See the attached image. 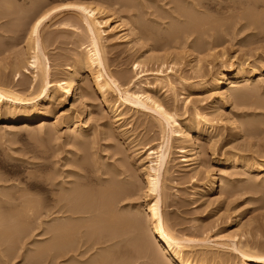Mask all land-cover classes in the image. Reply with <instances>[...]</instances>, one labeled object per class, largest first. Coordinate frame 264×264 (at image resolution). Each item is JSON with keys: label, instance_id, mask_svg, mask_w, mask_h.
<instances>
[{"label": "bare ground", "instance_id": "6f19581e", "mask_svg": "<svg viewBox=\"0 0 264 264\" xmlns=\"http://www.w3.org/2000/svg\"><path fill=\"white\" fill-rule=\"evenodd\" d=\"M133 1L116 0L117 4L123 6L124 8L126 7V9H124V11L121 12L122 14L117 13L118 15H116L115 13L116 11L114 10L115 8L114 9L111 8L110 4L108 5L104 3V1L98 4L95 2V0H90L91 3H89V1L86 2L85 0H67V1L62 0V3L55 5V7L53 6L48 8L45 5L44 8L42 7L43 9L41 8L38 11L34 10L36 12H32L33 14L28 13L31 14L29 16L32 17L30 18V20H27L28 23H26L27 26L25 27L24 37L20 35L22 38L19 37L18 33L15 35L13 34L14 32L16 33V31H18L17 28L16 30L15 28L13 30L8 28H7L8 30L0 29V36L2 37L6 35L9 36V34L11 35L13 34V37L11 35L8 37V38H12L13 41L0 40V54L5 52L7 53V54L5 53L6 56H3L2 60L0 61V62L3 61V64L1 65L2 68H0V142L3 139L4 141L8 140V137L6 138L7 133L8 134L12 133V135L16 137L25 132H31V133L33 132L36 134V137H39L43 141H49L52 137L55 138V136H57V132H59L58 124H57V122L59 121L58 116L60 114L63 115L65 113L64 108L67 106V104H70L73 107L74 104L77 103L76 107L73 109L75 114L74 116L69 118L70 120L68 121L69 123L68 129L70 130V132H67V134L71 135L73 139V141L70 142L69 140V142L73 145L74 151L72 155L76 157V160L75 159L71 160L72 169L70 167V170L66 172H59L57 176H55L57 173L55 175L54 174L50 175V173H48V175L45 174L46 177L45 176L42 177L44 183H46L47 185L49 184V189L46 187V189H48L46 191L47 192L50 191L48 193H51L52 195L50 196L48 203H46L43 206V204L40 203V200L35 198L36 196L34 197V194H30L33 195V197L29 195L30 191H28L27 193V191L23 192L24 191L23 190L22 193L20 194L18 190V194L15 196L7 194V191L1 192L2 195H0V208L2 207H7V208H5L6 210L4 209L5 211L0 210L1 211L0 226L1 223H3V220L9 221V225L7 221H5L7 223V228H5L6 226L5 224H2L5 230L1 229L2 231H0V246L5 245V247L2 246L3 249L0 248V255L4 257L5 258L4 260H6L7 262L12 257H15L13 256L15 250L17 251L18 248L21 247V246L18 247L19 246V244H17L18 239L16 240V238L21 237L20 236L21 234L22 236L25 234L29 235V233L33 231V226H32L33 224H31L33 222L31 221H37V220L41 221L40 218L41 215H43L45 219L50 218V220L54 221L53 222L54 224L52 223L51 225L50 224L51 221H49L50 223L46 221L47 225L49 223L51 227H48L49 225L47 226L45 224L47 228L42 227V229H40L43 231V233L46 234L50 233L48 234L50 238L48 239L47 242L43 243V245L40 244L39 246L36 245L37 248L36 246L34 247V253L32 251L33 254L29 257L31 263L34 261V264L35 263L37 264L39 261L41 262L42 260L43 262L44 260L46 261L51 260V262H53L57 258L61 257L64 258V261L66 262V263L63 262L64 264H134L135 261L132 260L122 261L125 260L124 258L122 260L120 259L122 261V262L120 261V263L115 262V260H112L113 258L111 259V256H113L114 254L111 255L110 254L111 250L109 251V249L107 250L108 252L106 253L103 252V254L99 252L100 254H96L97 256L94 258L93 257L90 258L92 255L90 257L88 256L89 258L88 257L85 259L82 258L83 256H85V253L89 252V250L94 248L92 246L94 243L97 245L98 242L100 248L102 244L103 248L101 249H105L107 247L108 248L113 247L112 246L114 244L113 239H117V238L119 239V237L121 238V236L125 237L123 236V232L124 231L126 232L128 227H130L131 225H132L131 226L132 229L133 223H135L134 214L128 213L129 211L128 212L126 211L124 213L123 209H122L123 212H121V210L118 209V205H120L123 201L126 200L128 201L130 198H132L130 197L132 191L124 186L126 184L122 185L123 182L122 180H120V178L118 179V177L121 176L122 178L124 175L125 178H127L126 175L128 172L129 165H126L124 161L121 162L119 160L120 158L116 159L118 160V162L114 161L117 164L106 163L107 165L104 166V161H103L102 164L103 166L100 165L101 163H98L97 161L99 159L98 158L99 154L95 153L97 152V150L96 151L93 150L95 151L94 153L91 152V149H93L94 144L96 142L95 137L93 135L94 137L93 138L91 136L92 134L88 132L87 125L84 124L86 122L84 123L80 122L81 117L83 118L82 114L87 109V105H89L86 99L93 100L94 99L92 97L93 94H96L99 101L102 103V105H104V109H105L104 112L106 111L107 113L115 115L114 117L117 121L121 120L122 114L120 115V113H116L117 108H114V105L111 104L113 100L111 99L110 97L111 95L109 94L111 92L117 91L119 93L118 94L119 97L117 98L119 101H121V103L129 102L130 104L135 106L134 108H136L137 111L139 110L138 107H143L144 109L148 108L152 110L156 114V120L158 121V125L160 126L162 133L161 139L157 143L155 151L150 149L144 161L142 159L139 160L141 157L137 159L139 171L142 172L140 173L142 174L141 175L142 182L144 184V196L142 199L144 200L143 205H144V211H146L145 215H147L146 218L144 219L145 221L144 223L145 226L148 227L147 228L149 230L148 233H150L149 236L152 237V239L155 242V244L153 243V246L156 245V248H153L156 249L154 250V252L155 251L156 253H158L157 251L160 252L158 254H154V255L152 254L153 256L150 255L149 258H147L150 260L149 261L150 264H213V262H216L215 264H227L226 262L220 261L215 257L206 256L203 252L200 253V256L198 254H193V252L196 251L198 248L201 249V248L209 247L210 245L215 246L217 248L224 246L227 247L226 248L227 250L228 248H232L237 253L238 257L241 258L242 264H264L263 245L262 248L260 245V249L259 247L255 249L250 243L248 244L247 242H241L239 240H236L235 238L232 237V235H224L222 237H216L217 234L216 235L214 234L209 238H203L199 240L194 238H188L183 235L175 234L171 229V227H169L165 222L166 216L163 214L161 210L162 208H160V203L164 202L167 197L165 193L164 180H165V175H167L169 172V167H168V163L170 162L169 149L174 148L177 152L179 153L181 152L180 161L183 162V165L187 167L190 165L196 167V165L199 163V159H201L200 158L201 151L202 150L205 151V149H202L203 147L201 148L202 146L201 143L203 142L204 146L205 145L207 146L206 150L210 152L209 154H214L216 152L215 145L218 141L216 142L217 139L215 140V138L213 137V134L211 132L213 126L211 122H209V119H205L204 117H202V115L199 113L200 111L198 112L197 109H194V111L190 114V111H188L187 108L188 99L187 100L185 99L183 103L184 111L183 113H181L182 115L178 114L174 105H169L166 102L158 101L156 96H154L153 94L147 92L144 93L139 89H138L139 91L138 90L131 91L134 89L133 87L136 85V83H134L133 81L130 84L128 83L126 88H123V90H121L122 88L119 85L120 81L118 82L119 83L118 84L116 81L117 79H114V77L112 76L113 73L111 74V72L110 71L108 72V70L106 69L107 65L104 56V54H106L104 52L105 39L108 38L110 34L113 35L115 34L114 37H116V39H127L130 35L133 34L135 30L137 29L144 30L146 28V27L144 28V24L146 22H143L144 21L143 19H146L144 16H146L147 14L144 15V13H142L144 11L143 10L144 8L142 7L143 9H141V6L139 5L135 6L136 5V4L134 5L135 1L134 2ZM185 1L180 0L179 1L180 3L176 2V4L174 5L175 11L177 12L176 15L178 16L176 18L177 19L183 18V20L181 21L180 19L176 23L174 19H173L174 22L171 21L175 24L172 23L173 26L169 27L170 29L167 27V30L169 29L168 34L166 36L162 35L163 37H161L165 41L164 42L161 39L164 42V45L168 44V46L169 45L172 46L173 43L175 44L178 43L176 42V40L178 39L180 40L181 38L185 37V35L190 36L191 34L195 33L197 38L204 39V41L209 44L207 49L208 51L207 55L212 56L214 59L218 61V64L216 66L208 67V70L205 72L204 75H202L199 82L197 83L196 88H198L199 91L200 89L204 91L206 90V92H208L207 97L211 99L210 102L212 103H217L219 101L224 104V103H229V101L232 100V103L234 102V103L243 104L249 102L247 104L252 105L253 102L254 107L256 106V108L258 109L260 108L261 110H264V95H263L264 91L261 90V88L264 89V86L261 85L262 84L261 82H264V80L262 79L264 78V73L261 72L259 76H257L256 79H254V83H255L254 89L251 90L247 89L249 86L247 87L246 85L247 84L250 85L251 81H253V78L255 76L253 77V74L250 71H248L246 68H244L243 65L239 63V61L234 59V57L233 58L228 57L226 50L222 49L220 51H216L214 48L210 47V45L212 46L215 43H218L219 41L218 38H220L221 35H223L221 31L225 32V29L223 30L222 28H220L221 30H216V28L218 27L215 24L216 18L213 20V19L200 18L198 16L197 11L193 9V6L198 4L199 2L198 0H191L190 2H188V4H185ZM231 1H233L231 4L228 2L229 5L226 6L225 4L224 6V9L227 7L226 11L228 14L225 19L226 22H221L222 25L225 24L227 28L229 27L228 25H233L236 22L240 23V21H244L242 26L246 27L251 25L253 26V29L255 28L258 31V35L263 34L264 0H231ZM148 2L150 3L151 1L147 0V3ZM145 3L143 2V4ZM149 3L148 5L150 6ZM174 3L175 2L173 0V4ZM200 3L198 6L201 5ZM220 4L221 2L219 3V6ZM202 6L203 5H201V7ZM196 7L197 6H195L194 8L196 9ZM228 7H232V9H229ZM259 7H262V11L259 10L261 11L259 13H257V11L255 12V10H257ZM69 11L75 16L77 15L76 18L78 21H80L79 23L82 22L84 24L85 26L84 29L86 31L85 33L87 34V38H88V46H87L88 48L84 47L85 49L83 50V52L79 54L81 55V57L78 55L79 58L78 57L75 58L76 60L75 67L67 68L66 70L62 71L58 76L53 78L51 77L52 75L50 74L51 72H50L49 60L45 53V44H44L45 40H43V37L45 39L47 35H43L44 34L43 32L45 31L46 27L50 25L49 24L47 26L46 23L48 22L51 23L52 21L51 25H53L54 18L57 21L56 17L59 16L58 18H60L62 14ZM232 11L234 12L236 11V12L234 13ZM2 16H4V12L1 11L0 17ZM62 23L64 24V22ZM62 23L60 22L61 25ZM219 24L220 23H218V25ZM152 32H149L148 30L146 31V33L149 35H151ZM157 36L159 39V35ZM0 39L2 38L0 37ZM262 39H264V36ZM21 40H22V46L20 44ZM184 41H182L181 43H183ZM18 43L22 47V48L19 47L21 48L20 50L21 52H18L19 48H17L18 51L12 48L15 44ZM14 50L17 52H15ZM19 53H22V55L23 54L26 55V59L23 58L25 56L20 57ZM187 53L188 56L189 54H191L190 52ZM170 56L171 54L169 53H163V55L149 56L147 58L148 59L150 58L148 60L149 62H151L152 60L153 61L158 60L159 67L160 65L162 66L166 65V68L164 70L166 69L168 70V68L172 70L171 69L172 65L169 66L172 63L168 62L169 65L167 64V59H169ZM195 60L196 59H194L193 61ZM148 61L146 62L148 63ZM200 61L201 59L197 60V62L199 63L198 65H200V63L202 62ZM197 62L195 61L196 64ZM148 64H146V66ZM138 65L140 64L136 63L134 67L140 68V66ZM6 68H8L9 69L8 71L13 73L14 74L13 76H15L14 79L16 83L14 85H11L10 77L9 80L6 79L9 76L8 74L5 73L7 71ZM3 69L5 70V72ZM29 69L31 71H29ZM143 70L144 68L140 69V71L138 69L137 71L139 72L135 75V78L139 77V74L141 73L143 74ZM28 73L31 74V76H29L30 79H28L27 77ZM82 78L88 79V81H85L87 83L90 80V83L88 84L85 83V84H87L88 89L90 88L89 90L91 91V93L89 92L88 89L82 87L80 89V92L76 96L75 89ZM240 83H244V85ZM186 85L188 84L186 83ZM130 87L133 89H131ZM251 99L253 100L251 101ZM55 104L59 108V113H60L59 115H56L54 113ZM215 109L218 111V116L220 115V117H222L226 125H229L230 129H232L233 135H237V136L239 135V137H242L241 134L243 133L244 125L238 122V120H236V117L238 116H235L232 113H229L222 109L220 111L219 106L216 107ZM187 112L190 114V116ZM262 115L264 116V114H261V116ZM249 116H250L249 113L248 114L243 113L241 115V117L245 119L246 117ZM260 121L261 120H259V122ZM257 124L258 123H256L255 119L246 121L245 125L247 127V131L250 134L258 133L257 131L259 130V127L257 126ZM123 131L125 130L120 129L116 132L118 135H122L124 134ZM122 137L123 135L119 136V140L117 138L115 139L123 143L125 139H122ZM111 140L114 139L112 138ZM97 145L98 144H96V146ZM110 147H111L110 144L109 145L107 144V148ZM116 148L117 151L116 150L114 151L117 154L119 153L118 151L119 148L117 146L114 149ZM200 149L202 150L200 151ZM86 151L90 154L86 153V155L83 156L82 153ZM114 151H112L113 154ZM111 153L110 155H112ZM255 158H251V160L253 159L255 160ZM202 160H203V156L201 162ZM248 161L249 159L248 160H246V158L242 159V157L239 156L236 152L222 153L220 157H214V162L223 168H226L230 165L234 166L237 163L239 164L241 163L244 170L247 173L252 174L253 176L254 175L258 176L260 169L264 171V159L256 163L255 162L249 163ZM3 162H0V164H3ZM200 163L198 164L199 166ZM203 166L201 165L200 167ZM206 166L207 165H205L204 168H202L199 172H197L198 174H201V180L197 181L198 194L196 195V196L199 195L200 200L201 198L204 200V197L205 198L208 197V196L207 197L204 196L205 194L208 195L210 194L209 196L215 197L216 186L218 185L217 182L223 184L224 188L222 190L224 193L227 192L226 188L231 183L229 181V178L226 176L227 173L226 170L228 169L226 170L221 169L223 171L220 170L221 171L219 173L220 175L216 176L215 174L216 171L215 173L212 171L213 166H211L212 169L210 166H208L210 168ZM129 175L132 174L129 173L128 176ZM32 176H31L32 180L37 177L35 176V174L33 177ZM196 176L198 177V175ZM56 177L57 178L60 177V179H57L58 180L57 182H56ZM34 183L35 181L33 183H29V185H32ZM50 186L51 187L58 186L59 188L58 193L54 194ZM30 187L31 186H29V188ZM146 196H149V198L150 197L151 198L149 200H146L145 199ZM196 199L198 198L196 197ZM214 199L211 198V200L215 201L216 199L215 200ZM41 204H42L41 208L44 209L43 211L39 210L40 208L39 206ZM41 212H43V214ZM46 222L43 221V223ZM43 223L41 221L39 224L43 225ZM34 225L37 227L39 226L36 225V223ZM16 235H18V237H16ZM90 237L92 238L95 237L96 239H94V241L96 240V242L94 243L89 242L88 240ZM22 242L21 244H23ZM117 242L115 240V244ZM133 244L135 243L133 242ZM138 246L139 245H137V247ZM140 248L139 250H141ZM145 252L147 253V251ZM142 255L140 256L142 257ZM145 256L148 257L146 254ZM117 259L116 261H118Z\"/></svg>", "mask_w": 264, "mask_h": 264}, {"label": "rangeland", "instance_id": "374dc122", "mask_svg": "<svg viewBox=\"0 0 264 264\" xmlns=\"http://www.w3.org/2000/svg\"><path fill=\"white\" fill-rule=\"evenodd\" d=\"M63 1H67V0H63ZM85 1L86 2L89 1V3H91L90 0H85ZM102 1H104V3L108 5L110 4L111 8L113 9L115 8L114 10L116 11L115 12L116 15L120 14L121 12L124 11V9H126V7L124 8L123 6L117 4L116 0H95V2L98 4L100 2L102 3ZM118 1H125V0H118ZM134 1H133L134 5L136 4L135 6L137 5L141 6V9L144 8L143 9L144 11L142 10L143 11L142 13H144V15L147 14L146 16L143 15L146 18L143 19L144 20L143 22L146 23L144 24L142 22L144 24V28L145 27L146 28L145 29L143 28L144 30L142 29L135 30L133 34L130 35L127 39H116V37H114L115 34L114 35L110 34L109 37L105 39L104 52L106 54H104V56L107 65L106 69L108 70V72L110 71L111 74L113 73L112 76L114 77V79H117L116 80L117 83L120 81L119 82L120 84L119 83L118 84L121 86L122 88L121 90H123V88H126L128 83L130 84L133 81L134 83H136V85L134 87L131 86L135 90L130 87L131 89H133L131 91H137L139 89L144 93L147 92L153 94L154 96H156L158 101L166 102L169 105H174L178 114L183 113L184 111L183 103L185 99L186 100L188 99L187 108L188 111H190V114L194 111V109H197L198 112L200 111L199 113L202 115V117H204L205 119H209V122H211L213 126L211 130L213 137L215 138V140L217 139L216 142L218 141L217 142L218 145L217 143L215 145L216 152L214 154H209L210 152L206 150L207 146L206 145L204 146L203 142L201 143L202 145L201 148L203 147L202 149H205V151L200 149V151L201 150L203 151V152L201 151L200 153V158L202 159L203 156V160L201 162V159H199V163L200 162L202 163V164L200 163V166L201 165L203 166V164L205 163L203 167H200L198 163L197 165L199 167L197 165L196 167L190 165L191 168L190 166H188L189 167L188 168L187 166L183 165V162L180 161L181 152L180 153L177 152L174 148L169 149V159H170V162L168 163L169 172L167 175H165V180H164L165 193L167 197L164 202L160 203V208H162L161 210L163 214L166 216L165 219L166 224L169 227H171V229L175 234L183 235L188 238H194L199 240L203 238H209L214 234L215 235L217 234L216 237H222L224 235H232V237L235 238L236 240H239L241 242H247L248 244L250 243L255 249H257L258 247L260 249V245L261 248L262 245L264 248V171L260 169L258 176L255 175L253 176L252 174H249L244 170L241 163L240 164L237 163L234 166L230 165L228 166L229 168L228 167L223 168L214 162V157H220L222 153H231V152H236L239 156L242 157V159L245 158L246 160L249 159L248 161L249 163L251 162L256 163L264 159V124H263L264 116L263 115L261 116V114H264V110H261L260 108L258 109L256 108V106L254 107L253 102H252L253 106L251 104H247L249 102L243 104L234 103V102L232 103V100L229 101V103H224V104L219 101H218L219 103L218 102L212 103L210 102L211 99L207 97L208 92H206V90L204 91L200 89L199 91V89L196 88L197 83L199 82L202 75H204L205 72L208 70V67L216 66L218 64V61L214 59L212 56L207 55L208 54L207 49L209 44L205 42L204 39L197 38L195 33L191 34L190 36L185 35V37L181 38L180 40L179 39L176 40V42H178L176 44L179 45H176L175 43H173L172 46L171 45L168 46V44L164 45L165 41L164 39L161 38L163 37L162 35L166 36L170 29L169 27L173 26V24L178 22L180 19L181 21L183 20V18L180 19L176 18L178 16L176 15L177 12L175 11V6H174L176 2H179L180 0L179 1L174 0L175 2L174 4H173V0H156V1L148 0L151 1L150 3L148 2L150 6L148 5L147 0L145 1L134 0ZM186 1L185 4H188V2H190L191 0H188L187 3ZM198 1H199L198 4L193 6V9L197 11L198 16L204 19L206 18V19L214 20L216 18L215 24L216 26H218L216 30H221L220 28H222L223 30L225 29V32L221 31L223 35H221L220 33L221 37L218 38L219 40L218 43H215L216 45L215 44L212 46L210 45V47L214 48L216 51H220L222 49L226 50L228 57H232V58L234 57V59L239 61V63H241L244 68L250 71L253 74V77L254 76L255 77L253 78V81H251V84L250 85L247 84L246 86L250 87L247 88L249 90L254 89L255 87L254 79H256V77L259 76L261 72L264 73V39H262L264 36V32L263 34L258 35V31L255 28L253 29V26L251 25L246 27L242 26L244 21H240L241 24L236 22L237 25L236 23L233 25H228L229 27L227 28L225 24L222 25L221 22H226L225 19L228 14L226 11L227 7L224 9V6L225 4L226 6L229 5V3L231 4L233 2L231 0H226V1L198 0ZM0 2L2 3V4L0 3V7H1L0 13L1 11L4 12V16L0 17V29L13 30L15 28L16 30L17 28L19 32L16 31V33L14 32L13 34L15 35L18 33L19 37L22 38L24 37L25 27L27 26L26 23H28L27 20H30V18L32 17L29 16L31 14L28 13L36 12L40 10L42 7L44 8L45 5L48 8L53 6L55 7V5L62 3V0H0ZM143 2L147 3V4L145 3L147 8L145 7V4H143ZM220 2L221 4L219 6ZM199 3L203 6L202 7L201 5L198 6ZM195 6H197L196 9L194 8ZM228 8L232 9V7H228ZM259 10L262 11V7H259L257 10H255V12L256 11L257 13L261 12ZM24 14H26L27 16ZM58 17H56L57 21L55 20V18L54 20L52 19L54 21L53 25H51L52 21L51 23L50 22L46 23L47 26L49 24L50 25L46 27L45 31L43 32L44 33L43 35H47L45 39L43 37V40H45L44 42L45 53L49 60L50 72H51L50 74L52 75L51 77L53 78L58 76L62 71L66 70L67 68L75 67L76 66L75 58L77 57L79 58V56L81 57V55L79 54H81L83 50L88 46V38H87V34L85 33L86 31L84 29L85 26L82 22L79 23L80 21H78L76 18L77 15L75 16L69 11L62 14L60 18ZM173 19L175 20V23H173L174 22ZM60 22L61 23L64 22V24L62 23L61 25ZM216 22L220 24L218 25V23ZM167 27L169 28L168 30ZM147 30L149 32H152L153 30L152 34L155 37L152 34H151L152 37L151 35L147 34L146 33ZM13 34L12 35L9 34V36L11 35L13 37ZM157 35H159L160 40L158 39ZM9 36L7 35L4 37L0 36L2 38L0 40L13 41L12 38H8ZM182 41L184 42L181 43ZM20 44L22 46V40ZM20 44L19 43L15 44L14 45L15 48L14 46L12 48L17 50V48L21 47ZM21 48H19V51L18 50L17 51L21 52L20 51ZM187 52H190L191 54H189L188 56ZM5 53L0 54L1 57L0 61L2 60L3 56H6ZM163 53L171 54L170 58L167 59V64L168 62L172 63L170 65L168 64L169 66L172 65L173 67V68L171 67L172 70H170L169 68L168 70L167 69L164 70L166 68V65L164 66L160 65L159 67L158 60L156 61L154 60L155 62L153 60H152L153 62L148 61L150 58L148 59L147 57L163 55ZM19 55L20 57L25 56L23 58L26 59V55L24 54L22 55V53H19ZM194 59H196L195 60L196 62L198 59H201L202 61V62L200 61L201 66L198 65L199 64L198 62L196 64L195 61H193ZM146 61H148L149 64ZM136 63L140 64L138 65L140 66V68L134 67ZM2 64L3 61L0 62V68H2L1 67ZM146 64L148 65L146 66ZM143 68H144L143 74L144 73L145 74L143 75L141 73L139 74V77L135 78V75L140 71V69ZM145 68L148 69L146 70ZM138 69L139 71H137ZM6 70L7 71L5 72L4 70V72L9 75L6 79L9 80L11 78L10 83L11 85H14L16 83L14 79L15 76H13L14 74L8 71L9 70L8 68H6ZM29 71L31 70L29 69ZM29 76H31L30 73L27 74L28 79H30ZM262 79L264 80V78ZM122 80L125 81L123 82ZM85 81H88V79L82 78L81 81L76 86L75 89L76 96L78 95L82 87L88 89L87 84L90 83V80L88 83ZM186 83L188 85H186ZM261 83L260 84L264 86V82ZM240 84L244 85V83H240ZM261 90L264 91L263 88H261ZM89 92L91 93L90 90ZM109 94L111 95L110 97L113 100L111 104L114 105V108H117L116 113H120V115L122 114L121 120L117 121L114 117L115 115L107 113L106 111L104 112L105 110L104 105H102V103L99 101L96 94H93V96L91 95L94 98L93 100L86 99L89 105H87V109L82 114L83 118L81 117L80 122L83 123L86 122L84 124L87 125L88 132L92 134L91 135L92 137L93 135L95 137L96 142L94 144L93 149H91V152L94 153L97 150V152L95 153L99 154L98 158L100 159V162L99 159L97 161L98 163H101L100 165L103 164V161H104V166L107 165L106 163H115L114 161L118 162V160L116 159L119 158L121 162L124 161L126 165H129L128 172L132 175L128 176L129 173L127 172L126 175L127 178H125L124 175L123 176L124 178L122 177L123 179L121 178V176L118 177V179L120 178V180H122L123 182L122 185L126 184L124 186L132 191L130 196L132 198L129 197L131 201L129 198L128 201L127 200L123 201L120 205H118V209H120L121 212H123L122 211L123 209L124 213L126 211L127 212L129 211L128 213L134 214L135 223H133L132 229H131L132 225L128 227L126 231L128 234L125 231L123 232V236L125 237L121 236V238L119 237V239L118 238L113 239L114 244H115V240L116 242L117 241L119 242H117L118 245L117 243L115 245L113 244L112 245L113 247H110L111 249L108 247L105 249H101L103 248V245L101 244V248H100L98 242L97 245L94 243L96 242V240L94 241V239L96 238L90 237L91 239L89 238L88 241L93 242L95 246L93 244L92 246L94 248L89 250V252L85 253L86 257L83 256L82 258L85 259L88 256L90 257L91 255L92 256L90 258L92 257L94 258L97 256L96 254H100V253L103 254V252L106 253L108 252L107 250L109 249V251L111 250L110 254L115 255V256L114 255L111 256V259L113 258L112 260H115V262L120 263V261L124 258L125 260L122 261L132 260L135 261L134 264H146V263L150 264L149 262L150 260L147 258H149V256L152 254L154 255L160 252L159 251H157L158 253H156V251L154 252V250L156 249L153 248H156V245L153 246V243L155 244V242L152 239V237L149 236L150 233H148L149 232V230L147 229L148 227L145 226L144 223L145 222L144 219L147 216L145 215L146 211H144V205H143L144 200L142 199L144 196V184L142 182V178H141L142 174H140L142 172L139 171L137 159L141 157L139 160L142 159L144 161L150 149L155 151L157 143L161 139L162 133L160 126L158 125V121L156 120V114L152 110L148 108L144 109L143 107H138L139 110L137 111L136 108H134L135 106H133L129 102L121 103V101H119L117 98L119 97L118 95L119 93L117 91L111 92ZM252 100L253 99H251V101ZM76 104L77 103H75L73 107L72 105L67 104V106L64 108L65 113L63 115L59 113L58 106L56 104L54 105V113L56 115L60 114L62 116L60 115H59L60 117L58 116L59 121L57 120L58 121L57 124H58L59 132H57V136H55V138L52 137L49 141H43L39 137H36V134L33 132H32L33 134L31 132H25L16 137H14L12 133L11 134L9 133L11 136L7 133L6 138L8 137V140L4 141L3 139L0 142V162L4 161L3 164H0V175H1L0 195H2L1 193L2 191L3 192L7 191V194L15 196L18 194V190L20 194L24 190L23 192L27 191V193L28 191H30L29 195L34 194V197L36 196L35 198L40 200V203H42L43 206L46 203H48L49 198L52 195L51 193H48L50 191L48 192L46 191L49 189V184L47 185L46 183H44L42 177L45 176V174L48 175V173H50V175L51 174L55 175L57 173L55 175L57 176L59 172H66L70 170V167L72 169L71 160L74 159L76 160V157L72 155L74 151L73 145L70 143L71 141H73L72 136L67 134V132H70V130L68 129V125H69L68 121L70 120L69 118H71L75 114L73 109L76 107ZM218 106L220 108V111L222 109L224 111L232 113L235 116H238L236 117V120H238V122L244 125L243 133L242 131H241L242 134L240 133L242 137H239V135L238 136L233 135V131L232 129H230L229 125H226V123L223 121L220 115L218 116V111L215 109ZM243 113H247V114L249 113L250 114L249 117L251 118L249 117H246V119L242 118L241 115ZM247 118L248 120L251 119L256 120V123H258L257 126L259 127V130L257 131L258 133L250 134L247 131V127L245 125V122L248 121ZM87 119L89 122L87 121ZM259 120L261 121L259 122ZM117 127L118 130L120 129L125 130L123 131L124 134H122L123 135L122 139H125L123 143L121 141H118L119 136L122 135L117 134L116 132L118 131ZM112 138L114 140H111ZM115 138H117L118 140ZM96 144L98 145L96 146ZM107 144L108 145L110 144L111 147L107 148ZM117 146L119 148L118 150L119 153L116 154L114 150L117 151V148L116 149L114 148ZM106 148L109 150H107ZM87 151L82 153L83 156H85L86 153L90 154ZM112 151H114V154ZM110 153L112 155H110ZM251 158H255V160L253 159L254 160L253 161L251 160ZM205 165H207L206 167L213 166L212 171L214 173L216 171L215 173L216 176H219L220 175L219 173L223 171L221 169H225V170L228 169L226 170L227 171L226 176L229 178L231 185L229 184V186H227L226 188L227 192L224 193L222 190L224 188L223 184L217 182L218 184L216 186L217 196L215 195L216 198L218 197L217 199L215 197L209 196L210 194L204 195L206 197L208 196L207 197L208 200L205 197L204 200L202 198L200 200L199 195L196 196L198 194L197 181L201 180V174H198L197 172H199L202 168H204ZM34 174L37 177L32 180L31 176L32 175L34 176ZM195 174L198 175V177ZM57 179H60V177L58 178L56 177V182L58 181ZM34 181L36 184L34 183L32 185H29V183H33ZM28 185L31 187L29 188ZM46 187L48 189H46ZM50 188L52 189L54 194L58 193L59 191L58 186H52V187L50 186ZM30 196L33 197V195ZM196 197L198 199H196ZM150 198L149 196H146L145 199L149 200ZM211 198L212 199L215 198L216 200L214 199L215 201H213L211 200ZM42 204L39 206L40 211L44 210L43 208H41ZM5 208L7 207H2L0 208V210H4ZM41 213L43 214V212ZM40 220L42 221V223L43 221L44 222L51 221V223L49 222L51 225L54 222L50 220V218L45 219L43 215H41ZM5 221L3 220V223H1L0 231H2L1 229L5 230V228H7V223ZM41 221L39 220L31 221L33 222L31 223L33 224L32 225L33 233L30 232L29 235L25 234L23 236L21 234L20 235L21 237H18V235H16V237H18L16 238V240L18 239L19 241V242L17 241V244H19L18 247L20 246L23 247L18 248L17 251L15 250L14 252L15 255L13 254V256L15 257H12L10 260H8V262L4 260L5 258L0 255L1 256L0 264H34V261L31 263V261L29 260V257L34 253V247L36 245L39 246L40 244L43 245V243L47 242L48 239L50 238V236L48 235L50 233L46 234L43 233L42 230H40L42 229V227L47 228L46 227L47 222L43 223V225H40L39 223ZM7 222L9 225V221ZM35 223L36 225L39 226L38 227L35 226L34 225ZM2 224L6 225V226L4 225L5 228L3 227ZM51 225H49L48 227H51ZM30 234L32 237L30 236ZM134 239L135 241L136 240L137 241L135 242ZM21 242L23 244H21ZM133 242L135 244H133ZM142 244L145 246H143ZM137 245L139 246L137 247ZM2 246L5 247V245ZM2 246H0L1 249H3ZM210 246L201 249L198 248L196 251L193 252V254H198L200 256V253L203 252L206 256L215 257L216 259L220 261H224L227 264H242L241 258L238 257L237 253L232 248H228L229 250L228 251L226 249L227 247L224 246H221L220 248H217L212 245ZM145 247L147 250L145 249ZM139 248L142 250V252L141 250H139ZM29 249L32 250L30 251ZM145 251H147V253ZM144 253L148 257H146ZM140 255H142V257ZM116 259L118 261H116ZM63 262H65L64 258L59 257L53 262H51V260H47V261L44 260L43 262L42 260L39 264L41 263L64 264ZM215 263L216 262H213V264Z\"/></svg>", "mask_w": 264, "mask_h": 264}]
</instances>
